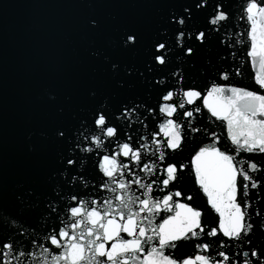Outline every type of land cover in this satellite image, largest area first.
Instances as JSON below:
<instances>
[{
  "label": "snow or ice",
  "instance_id": "obj_1",
  "mask_svg": "<svg viewBox=\"0 0 264 264\" xmlns=\"http://www.w3.org/2000/svg\"><path fill=\"white\" fill-rule=\"evenodd\" d=\"M97 6L26 112L0 41V264H264V0Z\"/></svg>",
  "mask_w": 264,
  "mask_h": 264
},
{
  "label": "water",
  "instance_id": "obj_2",
  "mask_svg": "<svg viewBox=\"0 0 264 264\" xmlns=\"http://www.w3.org/2000/svg\"><path fill=\"white\" fill-rule=\"evenodd\" d=\"M89 0H0V41L6 37L11 109L27 110L45 88L54 90L77 66L76 22ZM94 10L139 22L154 15L142 0H95ZM243 30L246 24L241 22ZM3 48L0 46V56ZM243 59V57H241ZM242 83L251 85L246 71ZM219 123V122H218ZM259 159V157H258Z\"/></svg>",
  "mask_w": 264,
  "mask_h": 264
}]
</instances>
